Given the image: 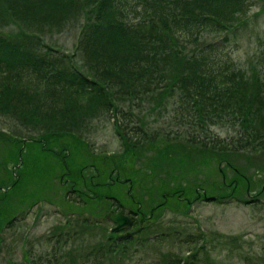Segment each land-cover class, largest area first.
<instances>
[{"label":"rangeland","instance_id":"1","mask_svg":"<svg viewBox=\"0 0 264 264\" xmlns=\"http://www.w3.org/2000/svg\"><path fill=\"white\" fill-rule=\"evenodd\" d=\"M245 9L239 21L250 18L234 31L228 49L235 65L246 70L264 48V1L252 0ZM70 29L66 21L44 28L15 18L0 25V34L21 35L38 53L52 46L69 54L77 40ZM216 36L206 33L199 41ZM134 112L148 119L149 132L166 125L183 130L164 116L150 119L143 107ZM44 127L34 117L0 115V264H46L52 246L59 264H92L95 253L101 254L99 264H175L188 251L198 252L197 264H264V152L190 145L185 132L178 139L161 136L124 149L111 118L99 111L88 113L65 138H43ZM211 129L224 135L235 128ZM159 184L186 194L163 203ZM209 195L232 199L199 200ZM196 200L188 210V201ZM111 208L135 211L140 218L132 241L114 259L102 251L110 245L105 236L113 223L103 215ZM157 232L161 235L152 239ZM199 235L187 246L186 240ZM235 235L240 238L231 239Z\"/></svg>","mask_w":264,"mask_h":264},{"label":"trees","instance_id":"2","mask_svg":"<svg viewBox=\"0 0 264 264\" xmlns=\"http://www.w3.org/2000/svg\"><path fill=\"white\" fill-rule=\"evenodd\" d=\"M250 1L0 0V25L15 18L44 28L66 21L77 36L67 54L52 46L38 53L21 35L0 34V115L34 117L46 128L39 135L49 140L73 135L88 113L99 111L111 118L124 149L185 132L190 145L264 152V48L246 70L235 65L228 49L234 31L250 18H238ZM210 32L218 37L199 41ZM138 107L150 119L164 116L183 130L166 125L149 132L148 119L134 112ZM215 125L234 127V133L220 135L212 131ZM157 191L165 194L163 203L186 194L160 184ZM209 196L219 203L232 199ZM130 235L117 236L121 250ZM194 238L187 243L199 236ZM114 249L110 243L97 251ZM191 257L175 264H197ZM99 262L95 253L91 263Z\"/></svg>","mask_w":264,"mask_h":264},{"label":"water","instance_id":"3","mask_svg":"<svg viewBox=\"0 0 264 264\" xmlns=\"http://www.w3.org/2000/svg\"><path fill=\"white\" fill-rule=\"evenodd\" d=\"M105 218H108L110 221H114L116 224L112 227V230H117L118 227L123 226V224H126L128 222V217L125 215L119 213V212H114L112 209L108 210L104 214Z\"/></svg>","mask_w":264,"mask_h":264},{"label":"flooded vegetation","instance_id":"4","mask_svg":"<svg viewBox=\"0 0 264 264\" xmlns=\"http://www.w3.org/2000/svg\"><path fill=\"white\" fill-rule=\"evenodd\" d=\"M125 214L127 215V217H129L130 227H133V225L136 224V223H140V218L136 217L137 214H136L135 211H133V212H126Z\"/></svg>","mask_w":264,"mask_h":264},{"label":"bare ground","instance_id":"5","mask_svg":"<svg viewBox=\"0 0 264 264\" xmlns=\"http://www.w3.org/2000/svg\"><path fill=\"white\" fill-rule=\"evenodd\" d=\"M215 201V200H214ZM217 202H218V200H217ZM216 203V202H215Z\"/></svg>","mask_w":264,"mask_h":264}]
</instances>
